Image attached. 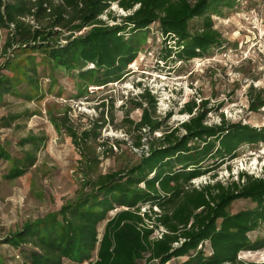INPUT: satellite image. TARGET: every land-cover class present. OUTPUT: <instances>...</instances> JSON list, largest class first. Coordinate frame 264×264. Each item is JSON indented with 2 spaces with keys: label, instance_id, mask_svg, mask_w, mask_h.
<instances>
[{
  "label": "trees",
  "instance_id": "obj_1",
  "mask_svg": "<svg viewBox=\"0 0 264 264\" xmlns=\"http://www.w3.org/2000/svg\"><path fill=\"white\" fill-rule=\"evenodd\" d=\"M222 2L0 0V32L5 34L2 51H11V58L27 55L29 66L35 63L32 58L39 56L48 71H76L86 80L101 73L103 80L98 84L104 85L125 75L137 57L136 35L152 24L157 25L164 41L181 45L174 54L181 63L205 56L209 48L223 47L212 19ZM112 5L125 15H113ZM104 15L113 25L102 20ZM193 19L200 23L191 30ZM161 53L159 60L165 61L174 52L166 48ZM29 72L30 82L36 85L39 75L32 67ZM12 90L11 83L0 80V99ZM263 93V89L250 88L249 112L264 108ZM132 101L134 108L142 111L139 121H128L138 132L133 146H143V132L147 131V151L123 169L93 178L89 175L87 193L53 216L26 223L4 242L18 250L22 264H63L65 260L73 262L69 264H168L179 259V264H249L239 256L264 249V239L249 238L264 225V176L239 172L235 180L231 175L221 181L211 172L234 160L242 146L264 144V127L224 117L217 124H207L211 110L207 101L193 100L180 110L189 118L168 127L165 123L171 115L161 119L156 114L158 99L150 89L142 88ZM158 131L161 135L155 137ZM88 133L81 134V145L90 140ZM36 141L27 138L19 142L20 147L29 148L19 159L0 143V165L8 164L7 180L24 176L34 166ZM226 168L230 170L229 165ZM209 173V182L193 185L192 181ZM238 201L253 207L233 210ZM144 206L148 208L141 212ZM115 209L120 210L107 219ZM155 231L160 237H153Z\"/></svg>",
  "mask_w": 264,
  "mask_h": 264
},
{
  "label": "rangeland",
  "instance_id": "obj_2",
  "mask_svg": "<svg viewBox=\"0 0 264 264\" xmlns=\"http://www.w3.org/2000/svg\"><path fill=\"white\" fill-rule=\"evenodd\" d=\"M222 3L212 19L214 28L222 35L223 47L209 48L205 56L181 63L174 56L181 45L164 41L157 25L152 24L149 30L136 35L137 57L125 75L104 85L98 84L103 80L101 73L86 80L76 71H48V65L36 55L31 66L27 55L11 58V51H2L5 34L0 32V80L8 81L13 88L12 93L0 99V143L15 159L29 149L20 147L21 140L34 138L38 143L35 164L24 176L7 180L4 175L8 164L0 165V264L23 262L18 250L4 242L6 236L28 222L55 215L61 207L87 193L85 183L89 175L93 178L123 169L135 164L142 151H147L148 132H143V146L135 149L138 132L128 123L139 121L142 111L134 108L132 99L142 88L150 89L157 97L156 114L161 119L170 113L165 123L168 127H176L189 118L180 110L191 100L207 101V109H211L207 124H217L224 117L230 122L264 127V108L257 113L248 110L250 88L264 90V54L251 30L252 21L242 18L249 16L256 1ZM110 11L116 17L125 15L116 5ZM102 20L113 25L108 16L104 15ZM199 23V19H193L190 29L194 30ZM166 48L174 53L160 61ZM30 67L39 75L36 85L30 82ZM83 132H89L90 140L85 145L80 143ZM160 135L161 131L154 133L155 137ZM88 159L96 161L89 163ZM239 172L264 176V144L242 146L234 160L211 173H217L216 180L225 181L231 175L235 180ZM211 173L192 181L193 185L209 182ZM252 207L247 201H238L232 209ZM118 210L110 212L107 219ZM105 222L99 225V233ZM249 238L264 239V225L250 233ZM239 258L249 264H264V249L243 253ZM69 263L73 262L63 261Z\"/></svg>",
  "mask_w": 264,
  "mask_h": 264
},
{
  "label": "built area",
  "instance_id": "obj_3",
  "mask_svg": "<svg viewBox=\"0 0 264 264\" xmlns=\"http://www.w3.org/2000/svg\"><path fill=\"white\" fill-rule=\"evenodd\" d=\"M255 1H256L255 6L249 11L248 14L249 16L244 15L242 18H245V20L249 18L252 21V23H250V25H252L251 30H253L254 36L258 37L257 43H259V48L261 52L264 54V0H255ZM146 209L145 207H143L141 209V212H144ZM154 209L156 210V208ZM160 231L163 232L162 229H160ZM160 235L161 234H159L158 231H155L153 237L154 238L160 237Z\"/></svg>",
  "mask_w": 264,
  "mask_h": 264
}]
</instances>
